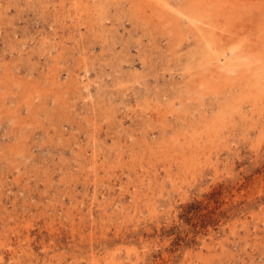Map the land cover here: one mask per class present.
Wrapping results in <instances>:
<instances>
[{"label":"rangeland","instance_id":"rangeland-1","mask_svg":"<svg viewBox=\"0 0 264 264\" xmlns=\"http://www.w3.org/2000/svg\"><path fill=\"white\" fill-rule=\"evenodd\" d=\"M110 1L0 0V264H264V118L223 126L197 2ZM263 3L238 9L261 57Z\"/></svg>","mask_w":264,"mask_h":264},{"label":"bare ground","instance_id":"bare-ground-1","mask_svg":"<svg viewBox=\"0 0 264 264\" xmlns=\"http://www.w3.org/2000/svg\"><path fill=\"white\" fill-rule=\"evenodd\" d=\"M107 1V0H106ZM113 1V0H111ZM110 1V2H111ZM138 1V5L139 6H142L144 4H147V6L149 7H154V13L158 16V18L161 20V21H164L166 18H169L171 19L170 17H172L173 19H178L177 17V14L178 16H183L185 13H186V9L187 7H183L182 9H179L177 8L176 10L178 12H172L171 11V8H170V5H169V0H137ZM175 1V0H174ZM180 1V0H179ZM190 1V3L192 2H197L193 5L192 3V15L190 16L191 19L189 18V21L187 20V22H190V26H192V24L194 25L193 27H195L197 29V31H199L200 34H196L195 30V36L197 35H200V37L198 38L197 40V45L195 50H194V53H193V57L195 59V61H197V63H199L198 66H201V69H205V70H208L209 69V78L211 79L210 80V84L208 82V75L206 77L205 74H202V72L200 71L199 67L197 69V71H200L203 76V78H206L207 79V84L209 85H206L205 88L207 89V92L205 90V94L207 96H209V94H214V95H223L224 96V107L222 108L224 111H223V115L222 118L224 121V125L223 126H226L228 127V130L229 127L228 125L232 124V126H235L236 124H233L234 122H238L240 120V122H245L246 123V120H242L241 117H244L246 118L247 116V112H248V107H251V110H250V113H251V117H255L257 116L259 120H262L264 118V55H261L259 56V54L256 56H254V52L252 55L249 53L250 51V48L248 45V41H247V37L244 35L245 33V30L247 28H251L253 25H252V22L250 21V17H247V15H240L241 12L238 10L241 8V6H243V9L242 10H252V9H255V7H259V4L263 3L264 0H188ZM116 2V1H114ZM118 2V1H117ZM116 2V3H117ZM186 2V1H185ZM100 3V2H99ZM108 3V2H107ZM106 3V4H107ZM113 3V2H112ZM115 3V4H116ZM122 3V1H121ZM125 3V1H124ZM129 3H131L129 1ZM136 3V2H135ZM183 3V2H182ZM105 3L102 4V5H106ZM133 4V3H131ZM177 4V3H176ZM181 3L177 4L176 6H179ZM188 4V3H187ZM264 4V3H263ZM174 5V4H173ZM173 5L171 7H173ZM241 5V6H240ZM95 6V5H94ZM93 6V7H94ZM96 6H97V3H96ZM95 6V7H96ZM99 6V5H98ZM129 6V5H128ZM127 6V7H128ZM133 6V5H132ZM186 6V5H185ZM263 6V5H261ZM92 7V8H93ZM112 7V6H111ZM254 7V8H253ZM99 8V7H98ZM97 8V9H98ZM105 8V7H104ZM133 8V7H132ZM135 8V6H134ZM189 8V9H190ZM261 8H264V7H261ZM260 8V10H261ZM85 9V8H84ZM100 9H101V4H100ZM99 9V10H100ZM129 9V8H128ZM86 10V9H85ZM98 10V11H99ZM136 10V9H135ZM238 10V11H237ZM256 10V9H255ZM129 11V10H128ZM133 11V10H132ZM146 11V10H145ZM190 11V10H189ZM238 12V13H235V12ZM247 11L245 13H247ZM147 12V11H146ZM256 12V11H255ZM258 13L260 11H257ZM256 12V13H257ZM263 12V10H262ZM132 13V12H131ZM130 13V14H131ZM191 13V12H189ZM244 13V12H243ZM251 13H254V12H251ZM263 13H260V15H258L262 21H264V14L262 15ZM248 15H251L249 14V11H248ZM256 15V14H255ZM139 16V15H138ZM149 16V15H148ZM253 16V15H252ZM156 17V16H155ZM188 17V16H187ZM256 17V16H255ZM262 17V18H261ZM97 18V17H96ZM136 18V17H134ZM180 18V17H179ZM220 18H223L224 21H223V24L220 23L221 19ZM138 19V18H137ZM174 19V20H175ZM187 19V18H186ZM193 19V20H192ZM222 19V20H223ZM98 20V19H97ZM181 20V19H180ZM157 21V20H156ZM159 21V20H158ZM160 21V22H161ZM172 21V20H171ZM262 21L259 23L261 24ZM93 22V21H92ZM159 22V23H160ZM168 22L171 24V22L168 20ZM175 22L177 21H174V24H176ZM192 22V23H191ZM168 23V24H169ZM181 23V21H180ZM179 23V24H180ZM183 23V22H182ZM264 23V22H263ZM161 24V23H160ZM185 24V23H184ZM187 24V23H186ZM185 24V25H186ZM213 24L215 25V29H214V26ZM217 24H222V26L224 27V33H225V36H221L219 33H218V25ZM183 25V24H182ZM92 26V25H91ZM170 26V25H168ZM178 26V25H177ZM187 26V25H186ZM165 27V26H164ZM184 27V26H183ZM264 27V26H262ZM260 28V27H259ZM164 29V28H163ZM188 29V28H187ZM194 29V28H193ZM166 30V29H165ZM189 30V29H188ZM264 31V29H262ZM169 31V30H168ZM155 32V31H154ZM194 32H192V34H194ZM262 32V31H260ZM190 34V33H189ZM222 34V33H221ZM254 34V33H253ZM262 34V33H261ZM264 34V33H263ZM180 35V34H179ZM164 36H166L164 34ZM171 36V35H170ZM194 36V35H193ZM252 36V35H251ZM250 36V37H251ZM224 37V38H222ZM262 37V36H260ZM173 38V37H172ZM188 39V38H187ZM196 39V38H195ZM168 40V39H166ZM184 40V39H183ZM186 40V39H185ZM191 40V39H190ZM189 41V40H188ZM257 41V40H256ZM168 42V41H167ZM173 42V41H172ZM184 42V41H183ZM191 42V41H190ZM180 43V42H178ZM195 43V42H194ZM192 42V45L194 44ZM257 43V42H256ZM169 44V43H167ZM172 44V43H171ZM185 44V43H184ZM196 44V43H195ZM255 44V43H253ZM174 45V44H173ZM189 44H187L188 46ZM186 46V45H185ZM190 46V47H191ZM255 46V45H254ZM259 46V45H257ZM261 46V44H260ZM168 47V46H167ZM174 47V46H172ZM262 47V46H261ZM171 48V47H170ZM185 48V47H184ZM188 48V47H186ZM194 48V47H193ZM243 48V49H242ZM263 48V47H262ZM176 49V48H175ZM190 49V48H189ZM256 49V48H255ZM169 50V48H168ZM174 50V49H173ZM245 52H244V51ZM260 50V49H259ZM175 53L178 51L177 50H174ZM189 51V52H188ZM186 54H189V53H192L193 50H191L192 52H190V50H188ZM256 51V50H255ZM263 50H261L262 52ZM171 52V50H170ZM181 53V51H180ZM252 53V52H251ZM179 54V53H178ZM231 55V58L233 59H237L239 60L240 62L243 61V62H248L247 64H249L246 69L248 72H242L243 70V67H241V71H239L240 73H235L233 74L232 71H235V70H240V68H237L238 66H236V68H234V70H230V74H225L224 77L222 76L223 73L221 71H218V69H215V67L211 68L210 67L212 65H214V61H217L219 59V56H222V55ZM262 54V53H261ZM172 55V54H171ZM184 55V54H183ZM179 57V56H177ZM185 57V56H184ZM188 57H192V56H188ZM186 57V58H188ZM229 58V57H228ZM179 59H182L179 57ZM227 59V57H226ZM235 59V60H236ZM190 61L192 62V60L190 59ZM189 61V62H190ZM221 61V60H220ZM178 62V61H177ZM189 62H186L187 63V66H188V63ZM218 62V61H217ZM216 62V63H217ZM223 62V61H222ZM235 62V61H234ZM180 63V62H178ZM177 63V64H178ZM186 63H184L186 65ZM232 63V61H231ZM236 63V62H235ZM190 64V63H189ZM194 64V63H193ZM237 64V63H236ZM244 64V63H243ZM183 65V67H187ZM217 65V64H216ZM231 65V64H230ZM191 66H192V63H191ZM187 67L192 69V67ZM228 66V65H227ZM252 66H258L259 69H261L260 71L257 70V71H254L255 69L252 70ZM197 67V66H196ZM257 67V69H258ZM261 67V68H260ZM221 68V67H220ZM231 68V67H230ZM186 69V68H185ZM225 69L227 70L226 66H225ZM183 70V69H182ZM189 70V69H188ZM195 70V69H193ZM223 70V69H222ZM245 70V69H244ZM254 71V72H253ZM187 72V71H186ZM185 72V73H186ZM191 71H189L190 73ZM193 72V71H192ZM198 72V73H200ZM237 72V71H235ZM252 72V73H251ZM184 73V72H183ZM194 73V72H193ZM192 73V74H193ZM197 73V72H196ZM195 75L197 76H201V75H198V73ZM218 74L215 76V74ZM220 74V75H219ZM186 75V74H184ZM188 75V74H187ZM190 76H191V73H190ZM193 77V76H192ZM195 77V76H194ZM202 77V76H201ZM198 78V77H197ZM200 78V77H199ZM196 79V78H195ZM200 81V80H199ZM205 82V79L203 82H200L201 84ZM199 83V82H197ZM205 84V83H204ZM199 86V85H198ZM203 86V84L201 85ZM196 87V85H195ZM194 87V88H195ZM200 87V86H199ZM197 88V87H196ZM201 88V87H200ZM204 88V89H205ZM202 89V88H201ZM203 89V90H204ZM195 92V91H194ZM197 92V91H196ZM202 93V92H200ZM199 93V95H200ZM204 94V93H203ZM211 95V96H212ZM213 95V96H214ZM197 96V94H196ZM202 96V95H200ZM204 96V95H203ZM202 96V97H203ZM210 96V97H211ZM200 97V98H202ZM194 99V98H193ZM220 99V98H219ZM202 100V99H201ZM218 101V100H217ZM201 105L197 106V107H200ZM220 106V104L218 105ZM196 108L193 109V111L195 110ZM199 108H197L198 110ZM201 109H202V106H201ZM200 109V110H201ZM219 110V109H218ZM203 111V110H202ZM208 111V110H207ZM206 111V112H207ZM220 111V110H219ZM217 115V114H216ZM215 115V116H216ZM246 115V116H245ZM187 116V115H186ZM190 117V116H189ZM194 117V116H193ZM208 117V116H207ZM217 117V116H216ZM221 117V116H220ZM203 118V117H202ZM219 118V117H218ZM200 119V118H199ZM207 119V118H206ZM216 119V118H215ZM201 123H203V120L200 119ZM235 120V121H234ZM255 120V119H253ZM257 120V119H256ZM205 121V120H204ZM214 121V120H213ZM209 122L211 123L212 120L209 119ZM216 122V121H215ZM218 122V121H217ZM248 122V121H247ZM206 123V122H204ZM208 123V122H207ZM206 123V124H207ZM209 123V125H210ZM214 123V122H212ZM212 123H211V126L212 127ZM205 124V126H206ZM221 124V123H220ZM203 125V124H202ZM249 125V124H248ZM251 125H254L253 123H251ZM222 126V125H221ZM222 126V127H223ZM238 126V125H237ZM243 126V125H242ZM216 127H219V126H216ZM215 127V128H216ZM240 127V126H239ZM244 127H247V126H244ZM196 128V126H195ZM204 128V127H203ZM202 128V129H203ZM221 128V127H220ZM224 128V127H223ZM208 129V128H207ZM214 129V128H212ZM217 129V128H216ZM222 129V128H221ZM221 129L219 131H217L215 133L216 136L220 137V135H222L221 137L223 138V134H221ZM227 129V128H226ZM232 129V128H231ZM245 129V128H244ZM209 130V129H208ZM199 131V130H198ZM206 131V130H204ZM213 131V130H211ZM214 132V131H213ZM212 132V133H213ZM223 132V131H222ZM208 133V131L206 133H204V135H206ZM210 133V132H209ZM199 134V133H198ZM213 135V134H212ZM198 136V135H196ZM208 136V135H207ZM206 136V137H207ZM210 136V135H209ZM204 137V136H203ZM187 138V137H186ZM191 138V137H190ZM211 138V137H210ZM193 139V138H192ZM195 139V138H194ZM208 140V138H206ZM195 142V141H194ZM197 142V141H196ZM195 142V143H196ZM211 142V141H210ZM213 142V141H212ZM218 142V141H217ZM207 143V142H205ZM214 143V142H213ZM189 144V143H188ZM219 144V143H218ZM194 145V143H193ZM196 147V146H195ZM205 147V146H204ZM173 148V147H172ZM190 148V147H188ZM193 148V147H192ZM198 148V147H197ZM201 148V147H200ZM199 149V148H198ZM190 150H194V149H190ZM201 150V149H200ZM173 151V150H172ZM208 151V150H207ZM206 154V153H205ZM208 154V152H207ZM211 156V155H210ZM188 158V157H187ZM207 159V158H206ZM198 162V161H197ZM196 163V162H195ZM193 164V163H192ZM195 166V164L193 165Z\"/></svg>","mask_w":264,"mask_h":264}]
</instances>
